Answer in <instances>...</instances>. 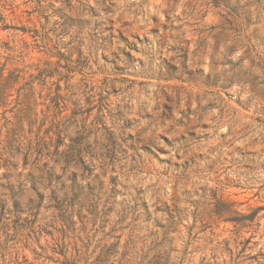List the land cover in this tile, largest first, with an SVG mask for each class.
I'll return each mask as SVG.
<instances>
[{
    "label": "rangeland",
    "instance_id": "1",
    "mask_svg": "<svg viewBox=\"0 0 264 264\" xmlns=\"http://www.w3.org/2000/svg\"><path fill=\"white\" fill-rule=\"evenodd\" d=\"M0 264H264V0H0Z\"/></svg>",
    "mask_w": 264,
    "mask_h": 264
}]
</instances>
